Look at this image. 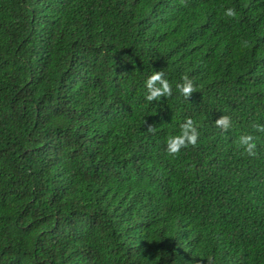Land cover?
<instances>
[{
    "label": "trees",
    "instance_id": "obj_1",
    "mask_svg": "<svg viewBox=\"0 0 264 264\" xmlns=\"http://www.w3.org/2000/svg\"><path fill=\"white\" fill-rule=\"evenodd\" d=\"M159 70L173 95L148 102ZM255 124L264 0H0V264H264Z\"/></svg>",
    "mask_w": 264,
    "mask_h": 264
},
{
    "label": "clouds",
    "instance_id": "obj_2",
    "mask_svg": "<svg viewBox=\"0 0 264 264\" xmlns=\"http://www.w3.org/2000/svg\"><path fill=\"white\" fill-rule=\"evenodd\" d=\"M224 16L228 18H236L237 12L234 8H227L224 11ZM247 43V42H245ZM165 74L162 70L153 71L152 74L145 81L146 95L145 99L148 102L159 101L164 97H171L173 95L172 85L167 79L164 78ZM176 90L180 96L185 100H189L193 93L197 91L196 86L188 75H184L181 78V82L176 84ZM144 124H147L144 121ZM217 128L224 132H227L231 127V118L227 115H221L214 121ZM253 127L258 132H264V125L255 124ZM155 126L147 124V132L154 133ZM199 131L197 124L191 118H186L183 123L179 125V133L176 135H170L166 139L165 153L169 157H177L182 149L188 147H195L199 139ZM256 137L251 134H243L238 137L237 145L243 149L242 154H246L249 157H254L256 153ZM206 264H216V260L213 256L206 257Z\"/></svg>",
    "mask_w": 264,
    "mask_h": 264
}]
</instances>
